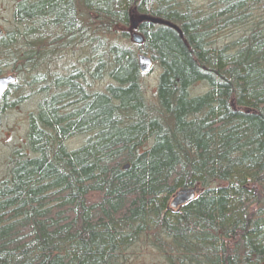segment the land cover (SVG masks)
I'll return each instance as SVG.
<instances>
[{
	"label": "trees",
	"instance_id": "trees-1",
	"mask_svg": "<svg viewBox=\"0 0 264 264\" xmlns=\"http://www.w3.org/2000/svg\"><path fill=\"white\" fill-rule=\"evenodd\" d=\"M10 1L0 124L38 100L0 177V264H122L139 244L164 264H264V0ZM143 17L144 43L121 42ZM183 188L200 191L175 211Z\"/></svg>",
	"mask_w": 264,
	"mask_h": 264
},
{
	"label": "rangeland",
	"instance_id": "rangeland-1",
	"mask_svg": "<svg viewBox=\"0 0 264 264\" xmlns=\"http://www.w3.org/2000/svg\"><path fill=\"white\" fill-rule=\"evenodd\" d=\"M13 5V1L6 0L4 5L0 7V28L3 29V32L5 28L10 25V19L12 18V12L14 9ZM140 21L141 18H135L131 22L130 26L122 28L125 32V35L129 39L122 37L120 38L121 42L130 44L132 46L137 45L134 42L132 36L135 32L141 33L138 29L141 23ZM232 33H236V29L227 32V39L233 37L231 35ZM141 34L143 35V33ZM59 67H61V71L64 72L66 71L64 69L67 68V65L62 64V66L59 65ZM7 73L13 74L10 72ZM159 74L160 69L155 68V70L145 75L144 81L146 85V94L148 97H153L155 94ZM107 81L109 80L107 79L105 82ZM207 88L208 87L204 83H198L194 86L196 93H201ZM17 98L18 94H11L9 97H7V100L8 102L13 103L12 100H16ZM24 98L25 99L22 101V103L20 102L19 105L7 112L0 124V177L4 174V171H6L10 156L12 155V150L15 147H21L25 144L28 115L29 113L34 112L36 109L38 100L37 95L26 94L24 95ZM71 141L72 145L78 146L81 144L82 139L75 138ZM122 264H164V260L162 253L156 247L139 244L126 252L125 259Z\"/></svg>",
	"mask_w": 264,
	"mask_h": 264
},
{
	"label": "water",
	"instance_id": "water-1",
	"mask_svg": "<svg viewBox=\"0 0 264 264\" xmlns=\"http://www.w3.org/2000/svg\"><path fill=\"white\" fill-rule=\"evenodd\" d=\"M2 34L3 30L0 28V37L2 36ZM132 37L137 45H142L144 43L145 38L141 33L135 32ZM137 58L142 74L146 75L153 71L154 60L149 54L140 52L138 53ZM15 82L16 77L14 75L0 76V97L3 96ZM199 191L200 190L197 188H183L178 190L172 197L170 207L175 211H179L183 205L191 202L194 198H196Z\"/></svg>",
	"mask_w": 264,
	"mask_h": 264
},
{
	"label": "flooded vegetation",
	"instance_id": "flooded-vegetation-1",
	"mask_svg": "<svg viewBox=\"0 0 264 264\" xmlns=\"http://www.w3.org/2000/svg\"><path fill=\"white\" fill-rule=\"evenodd\" d=\"M143 20L145 21V20H149V19H147V18L143 17V18L141 19V21H140V22L142 23V22H143ZM141 23H140V24H141ZM139 26H140V25H139Z\"/></svg>",
	"mask_w": 264,
	"mask_h": 264
}]
</instances>
